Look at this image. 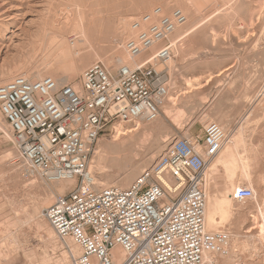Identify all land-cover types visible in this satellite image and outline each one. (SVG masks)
Returning a JSON list of instances; mask_svg holds the SVG:
<instances>
[{
	"label": "rangeland",
	"instance_id": "1",
	"mask_svg": "<svg viewBox=\"0 0 264 264\" xmlns=\"http://www.w3.org/2000/svg\"><path fill=\"white\" fill-rule=\"evenodd\" d=\"M166 1L0 0V25L11 21L16 25L11 28L13 35L10 28L0 29L5 34L3 41H0V84L17 74H29L28 70L35 67L43 70L46 47L55 31L51 23L59 19L56 16H62L61 10L66 9L71 14L70 20L77 19L78 8L82 12L86 39L78 41L79 37L71 29L68 18L62 20L60 34L79 52L76 64L91 60L79 69L74 80L61 84L67 83L80 88L82 71L94 62L102 63L99 57L114 50L112 38L122 20L127 25L122 39L125 43L131 38L128 34L129 24L134 19L159 6L163 14L179 8L176 3L164 6L163 2ZM198 1L199 13L190 14V19L194 24L201 23L200 26L186 36H183L186 23L176 28L167 38L174 46L172 60L155 65L157 70L164 73L170 92L178 96L172 114H176L179 108H182V112L175 115L173 122L163 118L154 122L153 128L146 135L142 133L143 127L137 130L134 145L95 156L99 143L109 142L113 138L111 128L91 148L87 167L93 175L100 176L107 171L108 159L114 157L116 151L127 157V164L116 170L123 171L139 163L154 150L155 157L147 165H142L132 182L164 151L173 137L201 136L203 127L209 122L221 124L223 129L231 133L240 128L243 131V142L251 150V156L247 159L248 170L254 175L251 184L256 187V196L242 202L234 200V210L222 226L224 231L237 240H232L230 235L226 253L213 256L218 259L219 264H264V237L257 233L256 224L261 220L258 211L264 197V0ZM167 41H161L154 48L141 52L136 58L138 64ZM118 68L109 67L108 71L115 75ZM5 72H9V77L1 79ZM45 76L52 77L49 72L42 74V78ZM191 78H196V87L186 90V81ZM1 117L0 264L74 263L70 252L74 242L70 238H60L56 232H53L51 239L44 225L46 221L47 224L50 223L43 214L44 209L58 195L66 194L74 184L64 192L54 189L47 203L36 208L34 203L44 194L50 193L48 188L53 181L32 171L19 159L10 126L2 113ZM117 124L130 129L134 123L116 122L114 125ZM142 138L146 141L141 145L139 142ZM157 140L162 147H159V151L155 149ZM238 176L239 173L236 179L242 182L241 186L248 187V181ZM222 177L224 173L219 171L214 180V183L219 184L218 187L222 185ZM78 182L77 179L76 183ZM92 188L97 190L94 186ZM252 215L256 217L253 218ZM231 254V260L224 261L223 257Z\"/></svg>",
	"mask_w": 264,
	"mask_h": 264
},
{
	"label": "built area",
	"instance_id": "2",
	"mask_svg": "<svg viewBox=\"0 0 264 264\" xmlns=\"http://www.w3.org/2000/svg\"><path fill=\"white\" fill-rule=\"evenodd\" d=\"M152 11L133 20L136 35L125 42L132 56L167 40L186 20L177 8L170 15L159 7ZM172 55L166 42L115 75L94 62L82 71L77 90L50 76L17 75L0 84V112L19 159L49 181L79 180L43 212L56 234L78 247L73 264H215L212 256L226 253L230 234L208 231L204 222L205 167L226 138L218 123H207L201 136L173 137L126 188L95 190L84 182L91 148L102 134L116 122L158 116L167 88L155 65ZM252 196L245 186L233 193L239 202Z\"/></svg>",
	"mask_w": 264,
	"mask_h": 264
},
{
	"label": "bare ground",
	"instance_id": "3",
	"mask_svg": "<svg viewBox=\"0 0 264 264\" xmlns=\"http://www.w3.org/2000/svg\"><path fill=\"white\" fill-rule=\"evenodd\" d=\"M172 3L173 4L176 3L177 5H179V8H177V9H179L181 11V13L186 18V20L184 22V23H186V25H185L186 31L184 32L183 36L188 35L190 32H192L194 29H196V27L200 26L201 23L199 25H197L198 23L194 24L192 19H190V14L191 15H197L199 13V1L198 0H180V1H178V0H167L166 2H163V5L167 6V5L172 4ZM154 9L155 8H153L152 10H154ZM159 9L161 11V14H163L162 10H161L162 8L160 7ZM76 10L79 12L78 15H76L77 19L73 18L72 20H70L71 14L68 11V9L61 10V13H62L61 17L56 16L57 18H59L61 20L55 19L54 22L51 23L53 28H55V31L53 32L54 35H53L52 39L50 40V42L48 43V46L46 47V54L43 57V65L45 66V68H43V70L38 69L36 67L34 69H29L28 70L29 74H25V73L23 74L26 78H28L30 80H34V79L38 80V79L42 78V74L44 72H49L52 75L53 79L58 84H61L64 82H69V81L74 80L79 73V69L82 66H84L85 64L90 62L91 59H87L83 63L81 62L79 64H76L75 61H76L77 55H79L78 54L79 52H76L74 50V47L71 46L67 42V40L63 37L62 34H60V31H61L60 24L62 23V20L64 18H68L71 21L70 22L71 23L70 24L71 29L77 33V34H75L76 37L77 38L79 37L78 41H84L86 39L85 35H84L85 34V32H84L85 25L83 24V21H82V12L78 8ZM172 12H173V10L168 15H170ZM188 15H189V17H188ZM132 23H133V21H132ZM132 23L129 24V31H128V34L131 38L135 37L136 32H137L133 28ZM183 24L176 25L174 30L172 31V33L175 31L176 28L182 26ZM6 27L11 29V28L16 27V25L13 23V21H11L7 24L0 25V29L6 28ZM126 28H127V25H125V23L122 20L120 28L115 32V35L112 38L114 50L111 53L107 54L106 56L101 55L99 57L100 58L99 60L102 61L103 64L105 62V64L107 66L105 64L104 65L108 70H110L109 67L112 69H116L117 67H120L122 65H126L130 68H134L138 65L136 58L139 55L132 56L127 51L125 43L122 42L123 35L125 34ZM46 29H48V28H46ZM46 29L44 31H47ZM13 34H14V31L12 30L11 35H13ZM170 35H169V37H170ZM4 36H5L4 31L0 30V41H3ZM7 41H9V40H7ZM154 47H155V45L151 46V48H154ZM171 49H172V53H173L174 46L172 44H171ZM172 58H173V55L166 61V63H169L172 60ZM17 75H22V73L17 74ZM8 77H9V72H5V74L1 77V79H7ZM195 79L191 78V79L186 81V90L190 89L191 87L194 88L193 86H195L197 84ZM72 87L75 88L76 90L79 89V87L77 88V86H75V85L74 86L72 85ZM166 88H167V94L162 99V101L159 103L160 112L155 119H153V120H146V119L136 120L134 122V124L132 125V128H130V129L128 127H124L123 125H118V124L113 125V128H112L113 132H114L113 138L109 142H104V141L102 142L101 141L95 150V156L97 154H104V153H106V151L109 152V150H117L118 151L122 147H126L128 145L129 146L134 145V143H135L134 138L136 136L137 130H139L140 128L143 127L142 133H143V135H146L147 131H149L153 128L152 124L154 122H158V121L162 120V118L173 122L175 119L174 118L175 115L177 116L182 112V108H179L178 110H176L177 111L176 114H174V113H173L174 115L172 114L173 109L175 107V104L177 103L178 96H177V94L171 93L170 88L168 86ZM0 118H2L1 113H0ZM224 131L226 134V138L222 144L221 149L219 150L218 154L213 159H211L205 167L206 187H205L204 222H205L206 230H208V231L223 230L222 225L225 223V221L227 220V217L234 210V203L233 202H234V200H236L233 197L234 190L238 187H242L241 186L242 182H240L236 179V175L238 173H239L240 178L248 181L247 182L248 187H250V189L253 192V196L251 198L256 196V187L253 184H251V180L253 179L254 175L248 170V160L247 159L251 156V152H250L251 150H249L250 148H248L247 145L243 142V138H242V132L243 131L240 128L237 129L236 131H234V133L227 132L225 129H224ZM145 137H143V138H145ZM143 138L140 139V142H139V144H141V145L144 144L143 142L146 141V139L143 140ZM159 147H161V146L159 144V141L157 140L155 142V149H157L159 151L160 150ZM153 155H154V150L152 152H150L147 156H144L143 160H141L136 165L129 167V168H126L123 171L119 170V172H116V170L120 166H122L125 163L127 164V157H125V154H123V155H121L119 153L117 154V152L115 151L114 157H109V159H108L107 171H105V173H102L100 176H97V175H93L88 169V175H87V177H85L84 182L85 183L90 182L91 185H93L97 190L104 188V187H110V186L117 187V188H126L136 179L135 178L131 182L133 177L143 167L142 165L143 164L147 165L148 163L151 162V160L155 157V156L153 157ZM219 171H222L224 173V177H222V179H221V180H223L222 185H220L221 187H218L219 184L214 183V182H216L214 180H215L216 175ZM219 179L220 178H218V180ZM75 183H76V178L60 179V180L53 181L51 183L52 186L50 184L51 187L48 188L50 193L44 194L43 197H40L41 196L40 195L39 196L40 199L38 201H36V203H34L35 207L40 208L41 204L47 203V201L50 198V194L52 193V191H54V189L58 190L60 192H64L65 190L71 188V186L73 184L75 185ZM97 187H99V188H97ZM261 205H262V207L258 211V216L261 218V220L259 221V223H256V224H257V233L260 236L264 237V197H263V200L261 202ZM36 210H35V212H36ZM37 212H38V210H37ZM36 216H37V214L35 215V217ZM252 217L255 218L256 216L252 215ZM45 219H42V220L45 221ZM42 223H39V224H42ZM44 225H45V228L48 230L49 234L51 235L50 238L53 237V232L55 233V230L53 231V229H52L53 227L51 225L47 224V221L45 222ZM233 238H234V240H237V238L235 239V237H233V235H231L232 240H233ZM70 250H71L70 252H71L72 258L74 260L75 257L78 255L77 253H79V252H77V246L74 244L70 248ZM232 256H233V254H231L230 256H227V257H223L224 261L229 262V260H231ZM212 258H214V256H212ZM214 261H215V264H219L218 259L217 260L215 259ZM66 264H73V261L67 262Z\"/></svg>",
	"mask_w": 264,
	"mask_h": 264
}]
</instances>
